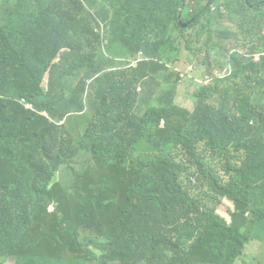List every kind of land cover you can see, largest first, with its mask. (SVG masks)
Segmentation results:
<instances>
[{
	"label": "trees",
	"instance_id": "1",
	"mask_svg": "<svg viewBox=\"0 0 264 264\" xmlns=\"http://www.w3.org/2000/svg\"><path fill=\"white\" fill-rule=\"evenodd\" d=\"M229 41L244 52L226 59ZM252 240L264 0H0V264H233Z\"/></svg>",
	"mask_w": 264,
	"mask_h": 264
},
{
	"label": "rangeland",
	"instance_id": "2",
	"mask_svg": "<svg viewBox=\"0 0 264 264\" xmlns=\"http://www.w3.org/2000/svg\"><path fill=\"white\" fill-rule=\"evenodd\" d=\"M189 9L190 5L186 4L183 11L179 13V23L181 25L187 26L188 21H183V15L182 13H185V9ZM187 11V10H186ZM189 15L187 17L189 18L190 16H195V13L191 14L192 12H188ZM174 50L170 51L171 53V59L173 61L172 67L178 71V72H183V82L180 84V86L177 87L176 94L174 96V100L177 104L181 105L182 107H185L189 110H192L193 108V100L191 97L186 95V91L188 87L190 86L189 84V78H190V73L188 71H184V62L188 59L185 51L181 47H177L176 43H173ZM226 53H225V58L226 59H232V57L238 55L239 53L244 52V42L241 41L237 46H234V44L229 41L226 44ZM248 57V56H247ZM189 68L193 67V63H189ZM187 67V66H186ZM171 68L170 70H173ZM203 73L199 70L196 69L195 73L193 74V77H201ZM47 76L44 78V84L46 82ZM160 126H163V120L160 122ZM62 172V171H61ZM64 176L68 177V174L65 172L60 173V181H63L65 179ZM232 209L231 202L227 199L223 200L222 204L218 208V212L224 216L225 218H228L227 216V211ZM242 264H264V241H255L252 240L246 245V250L242 258L239 259ZM258 262V263H257ZM5 264H12V262H6Z\"/></svg>",
	"mask_w": 264,
	"mask_h": 264
},
{
	"label": "clouds",
	"instance_id": "3",
	"mask_svg": "<svg viewBox=\"0 0 264 264\" xmlns=\"http://www.w3.org/2000/svg\"><path fill=\"white\" fill-rule=\"evenodd\" d=\"M139 55H141V54H139ZM245 56L250 57L253 62H258L259 58L261 56V53H257V52L249 53V52H246ZM255 56H257L258 58L255 59ZM231 71H232V69H231V65H230L229 62L227 64H225L224 66H211L210 69H208V70L204 68L203 75L201 77H196L194 82L201 83V84L207 86V85L211 84L215 79H222V78L230 75ZM182 82H183V80L181 81V83ZM40 113L42 115L47 116V112L45 110L40 111ZM230 210H232V209H230ZM228 211H227L228 218H225L227 221H229ZM233 264H242V263L238 259Z\"/></svg>",
	"mask_w": 264,
	"mask_h": 264
},
{
	"label": "built area",
	"instance_id": "4",
	"mask_svg": "<svg viewBox=\"0 0 264 264\" xmlns=\"http://www.w3.org/2000/svg\"><path fill=\"white\" fill-rule=\"evenodd\" d=\"M258 57L257 56H255V59H257Z\"/></svg>",
	"mask_w": 264,
	"mask_h": 264
},
{
	"label": "crops",
	"instance_id": "5",
	"mask_svg": "<svg viewBox=\"0 0 264 264\" xmlns=\"http://www.w3.org/2000/svg\"><path fill=\"white\" fill-rule=\"evenodd\" d=\"M247 245V244H246ZM245 250H246V246H245ZM244 253H245V251H244Z\"/></svg>",
	"mask_w": 264,
	"mask_h": 264
}]
</instances>
